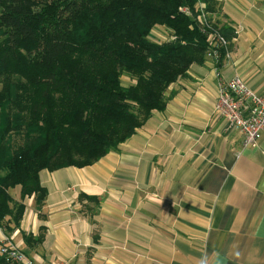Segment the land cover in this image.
<instances>
[{
    "label": "crops",
    "instance_id": "obj_1",
    "mask_svg": "<svg viewBox=\"0 0 264 264\" xmlns=\"http://www.w3.org/2000/svg\"><path fill=\"white\" fill-rule=\"evenodd\" d=\"M206 15L229 39L230 56L193 63L166 108L99 161L40 172L47 199L38 210L27 197L12 233L30 258L264 264V132L244 146L215 109L220 82L236 75L264 94V0H214ZM11 193L19 200L21 187ZM23 233L42 239L29 245ZM6 235L0 227V243Z\"/></svg>",
    "mask_w": 264,
    "mask_h": 264
},
{
    "label": "trees",
    "instance_id": "obj_2",
    "mask_svg": "<svg viewBox=\"0 0 264 264\" xmlns=\"http://www.w3.org/2000/svg\"><path fill=\"white\" fill-rule=\"evenodd\" d=\"M203 2L207 13L214 0H0V75L29 71L6 72L1 97L0 227L8 235L21 225L27 196L42 209L41 170L91 165L166 108L171 85L211 50ZM157 25L174 39L154 40ZM124 75L133 80L124 84ZM13 135L24 143L15 148ZM23 235L29 245L42 239ZM10 263L0 253V264Z\"/></svg>",
    "mask_w": 264,
    "mask_h": 264
},
{
    "label": "built area",
    "instance_id": "obj_3",
    "mask_svg": "<svg viewBox=\"0 0 264 264\" xmlns=\"http://www.w3.org/2000/svg\"><path fill=\"white\" fill-rule=\"evenodd\" d=\"M186 10L188 11V8ZM201 10L203 11L202 8ZM202 13L204 18L202 26L207 33V40L211 47L207 56L218 62L219 52L224 49V57H229V39L212 26L213 24L209 22L204 11ZM215 109L224 117L228 127L239 129L242 132L244 146L258 144L264 132V94L250 88L243 77L236 75L220 82L219 98ZM0 253L8 256L10 264H38L28 257L12 241L11 237L1 242Z\"/></svg>",
    "mask_w": 264,
    "mask_h": 264
},
{
    "label": "rangeland",
    "instance_id": "obj_4",
    "mask_svg": "<svg viewBox=\"0 0 264 264\" xmlns=\"http://www.w3.org/2000/svg\"><path fill=\"white\" fill-rule=\"evenodd\" d=\"M204 5V6H203ZM201 7L200 8H202L203 9V11L206 9V3H201V5H200ZM188 7H183V9L184 10H186ZM2 10V7L0 6V11ZM189 10V9H188ZM187 11V10H186ZM153 32L155 33V34H157L158 36H153V39L154 40H166L167 38H169V39H174V36H169V37H167L168 36V32H167V30L164 28V26L163 25H157V26H155L154 27V29H153ZM24 68L22 67V65L18 68V69H13L12 67H10V68H8L7 69V71H5V72H3V73H1V75H0V113L1 114H3V113H6L5 112V107H4V105H3V103H2V100H1V97H2V95L7 91V86H6V79H7V81H9L10 80V78H7V75H5V74H9V76L12 78V77H14V76H18L19 74H20V72H27V73H29V71L27 70V69H25L24 71ZM7 72V73H6ZM30 72H33L32 70L30 71ZM131 77H129L128 75H124L123 76V78H122V80H123V83L124 84H129L130 83V81H131ZM133 80V79H132ZM3 115H5V114H3ZM2 117H4V116H2ZM13 142H14V147L16 148L18 145H21V144H23L24 143V137L22 136V135H13ZM42 171V170H41ZM40 171V172H41ZM42 183V182H41ZM20 186V185H19ZM44 186V185H43ZM48 190V189H47ZM47 196H48V194H47ZM28 198L29 197H33L34 198V203H35V207H36V202H35V195L33 194V195H31V196H27ZM27 197H26V199H27ZM26 199H25V202H26ZM47 199V198H46ZM46 201V200H45ZM37 209V208H36ZM39 210V209H38ZM12 235L13 234H11V235H6L5 236V238H3V240H2V242L3 241H5V239L6 238H12ZM23 251V250H22ZM24 252V251H23ZM25 253V252H24ZM27 255V254H26ZM28 256V255H27ZM29 257V256H28ZM32 260H34L33 258H32ZM35 261V260H34ZM36 262V261H35ZM65 262H67L68 264H70V262H69V260H64V261H62V262H60V263H58V264H62V263H65ZM36 263H38V264H41V263H39V262H36Z\"/></svg>",
    "mask_w": 264,
    "mask_h": 264
},
{
    "label": "clouds",
    "instance_id": "obj_5",
    "mask_svg": "<svg viewBox=\"0 0 264 264\" xmlns=\"http://www.w3.org/2000/svg\"><path fill=\"white\" fill-rule=\"evenodd\" d=\"M203 264H206V261H205V262H203Z\"/></svg>",
    "mask_w": 264,
    "mask_h": 264
}]
</instances>
